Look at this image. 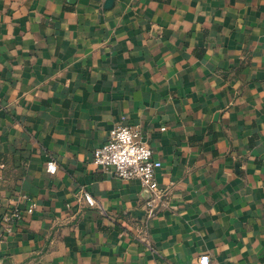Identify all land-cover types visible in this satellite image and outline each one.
Returning a JSON list of instances; mask_svg holds the SVG:
<instances>
[{
  "label": "crops",
  "instance_id": "0c3cea01",
  "mask_svg": "<svg viewBox=\"0 0 264 264\" xmlns=\"http://www.w3.org/2000/svg\"><path fill=\"white\" fill-rule=\"evenodd\" d=\"M105 1L0 0V218L36 203L0 264H264V0ZM118 124L161 162L149 219L92 163Z\"/></svg>",
  "mask_w": 264,
  "mask_h": 264
},
{
  "label": "built area",
  "instance_id": "2783aa9c",
  "mask_svg": "<svg viewBox=\"0 0 264 264\" xmlns=\"http://www.w3.org/2000/svg\"><path fill=\"white\" fill-rule=\"evenodd\" d=\"M92 163L118 178L138 180L149 193V198L145 203L146 219L155 215L165 195L155 177L157 169L161 167V162L153 157L152 150L142 140L137 126L118 124L111 128L106 141L94 149ZM55 170L54 160L48 161L46 171L54 173ZM84 198L88 204H94V199L90 194L84 193ZM35 207L36 203L31 201L23 211L17 207L6 210L0 218L4 230L10 232L15 223L20 221L25 214H32ZM144 228L146 229L145 223ZM189 264L201 263L191 262ZM206 264L211 263L207 261Z\"/></svg>",
  "mask_w": 264,
  "mask_h": 264
},
{
  "label": "water",
  "instance_id": "95a60500",
  "mask_svg": "<svg viewBox=\"0 0 264 264\" xmlns=\"http://www.w3.org/2000/svg\"><path fill=\"white\" fill-rule=\"evenodd\" d=\"M112 1H113V0H106V1H105V6L110 5V4L112 3Z\"/></svg>",
  "mask_w": 264,
  "mask_h": 264
}]
</instances>
